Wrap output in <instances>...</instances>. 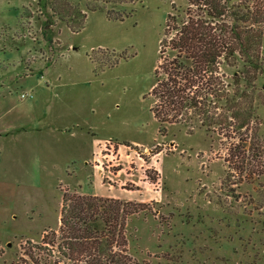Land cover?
<instances>
[{
    "label": "rangeland",
    "instance_id": "374dc122",
    "mask_svg": "<svg viewBox=\"0 0 264 264\" xmlns=\"http://www.w3.org/2000/svg\"><path fill=\"white\" fill-rule=\"evenodd\" d=\"M108 1L66 0L59 5L71 17L61 18L43 1L0 0V114L6 108L12 118L20 106L21 78L54 66L62 81L48 92L69 109L40 130L39 162L25 171L15 135L0 136V164L10 175L0 172V264H27L22 245L58 228L65 190L144 204L127 224L129 252L141 263L264 264L262 189L239 182L227 137L178 123L161 132L151 111L154 71L167 56L160 59L167 15L184 11L187 0ZM93 2L104 8L89 10ZM107 10L130 15L111 20ZM236 69L221 66L220 74L232 83ZM255 96L264 138V71ZM76 122L102 137L89 163L69 166L59 179L41 174V167L66 165L52 149L85 140L63 135ZM91 151L80 144L77 156Z\"/></svg>",
    "mask_w": 264,
    "mask_h": 264
},
{
    "label": "trees",
    "instance_id": "16d2710c",
    "mask_svg": "<svg viewBox=\"0 0 264 264\" xmlns=\"http://www.w3.org/2000/svg\"><path fill=\"white\" fill-rule=\"evenodd\" d=\"M41 1L54 15L71 17L70 8L59 5L66 0ZM104 4L86 7L95 11ZM173 13L161 41L160 59L167 56L154 71L151 89L159 131L178 123L224 134L239 182H257L264 197V138L258 132L263 122L255 103V83L264 71V0H187L184 11ZM127 15L107 10L111 20ZM77 23L71 29L82 27ZM221 66L237 68L232 83L220 74ZM145 209L142 203L65 190L58 228L22 245L25 262L145 264L130 254L127 236L129 217Z\"/></svg>",
    "mask_w": 264,
    "mask_h": 264
},
{
    "label": "crops",
    "instance_id": "0c3cea01",
    "mask_svg": "<svg viewBox=\"0 0 264 264\" xmlns=\"http://www.w3.org/2000/svg\"><path fill=\"white\" fill-rule=\"evenodd\" d=\"M56 67H47L46 69H44L43 74L37 73L25 75L23 78H21L19 82L20 86L22 87L21 92H31L33 93V97L18 98L19 100L16 101V104H20V106L16 107V112L13 114L12 118H9V115H7L6 108L4 109V113L0 114V136L10 137V135L12 134L15 135V148L16 152L20 155V162L24 171L26 170V168H28V164L33 166L34 164L36 165V163L39 162V160L33 162V159L35 156L34 152L41 151L40 130H42V128H44L45 126L49 127L51 125V122L55 119L62 118L64 114L62 108L64 106V109L67 112L69 111L68 106H66L65 104V102H67L66 100L63 101L62 98H57V92L54 93V96L48 92V89L53 91V88L58 91L61 85L60 82L62 81V72ZM39 79L44 81L45 84L40 83ZM0 95L2 97L6 96V91L1 90ZM3 104L4 101H2L0 105ZM84 126L85 125L81 127V124H79L78 122L72 123L70 127L67 124L64 126L65 128L62 132L63 135L69 137L84 138L85 140H78L79 145L82 144V147H86L88 148V150L90 149L92 151L90 153H82L83 155L77 156L79 145L67 144L68 146L66 145L63 147H55L58 150L52 149V152H55V154L62 155L66 158L65 167L57 168L56 165H51L49 167V170H47L48 168L41 167V174H51L53 176V179H59L64 175V172H66L69 166H75L77 165V162H83V165L85 164V158L93 153L97 142L102 137H97L95 135V132L92 131L93 129H90L89 133V127ZM83 131L85 134L82 133ZM6 156L7 154L4 155V159ZM86 162L89 163L88 161ZM0 172L1 174H5L4 176L6 177L10 176L3 169L2 164H0ZM32 172L33 171L31 170L28 173H24L23 176L26 177V174H29V176H31ZM68 177H72V175H69Z\"/></svg>",
    "mask_w": 264,
    "mask_h": 264
},
{
    "label": "built area",
    "instance_id": "2783aa9c",
    "mask_svg": "<svg viewBox=\"0 0 264 264\" xmlns=\"http://www.w3.org/2000/svg\"><path fill=\"white\" fill-rule=\"evenodd\" d=\"M20 97H21V98L33 97V93L23 91V92H21Z\"/></svg>",
    "mask_w": 264,
    "mask_h": 264
}]
</instances>
